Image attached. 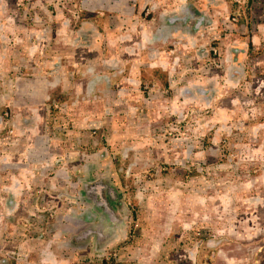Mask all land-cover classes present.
<instances>
[{"label":"rangeland","instance_id":"rangeland-1","mask_svg":"<svg viewBox=\"0 0 264 264\" xmlns=\"http://www.w3.org/2000/svg\"><path fill=\"white\" fill-rule=\"evenodd\" d=\"M8 1L0 39L68 34L24 31L35 59L0 68V264H264V0ZM26 103L48 144L13 124Z\"/></svg>","mask_w":264,"mask_h":264},{"label":"crops","instance_id":"crops-1","mask_svg":"<svg viewBox=\"0 0 264 264\" xmlns=\"http://www.w3.org/2000/svg\"><path fill=\"white\" fill-rule=\"evenodd\" d=\"M134 1V0H133ZM4 4V5H6V6H10V3H11V1H10V3H9V1L8 0H0V4ZM134 3H135V1H134ZM10 8V7H9ZM57 16V18H55ZM0 17L3 19V18H6V17H4L2 14H0ZM36 17V16H35ZM54 18V19H53ZM52 23L50 24L51 25V27H50V25H49V27L48 28H45V29H41V30H45L44 32H45V34L46 35H51V37H49V39H50V41H49V43H51L53 40H54V36H55V34H56V32H57V30L58 31H61V29H62V31L63 32H60L59 34H68V32H67V30H66V25H67V20H62L61 19V17L59 16V15H55L54 17H52ZM5 27H7V28H9L8 26H7V24H5ZM43 27H44V24H43ZM15 29V31L16 32H14L16 35H15V38H12V37H7V34H2V36H4V38H2V39H0V68H1V66H6V65H8V67H11L12 68V66L10 65V64H12V62H14L15 63V60L17 59V58H19L20 57V54H22L23 56H21L23 59H25L27 62H28V60H27V58L29 57V59H31L32 61L35 59V54L34 53H32V48H31V44L29 45V44H24L23 46H20L21 45V43H23V37L27 34V33H24V31H29L30 32V34L32 33L31 31L33 30V29H36L35 30V34H38V35H43V33L44 32H41V31H39L38 29H40V28H34V27H27V26H22V25H16V27L14 28ZM34 34V33H33ZM77 34H80V33H77ZM15 40H16V42H15ZM77 41L74 43L75 45H74V47L75 46H79V49H80V43H79V38H77L76 39ZM4 42H6V44H4ZM17 47H16V46ZM65 45V44H64ZM76 49V48H75ZM74 50V49H73ZM45 55H48V54H45ZM28 56V57H27ZM49 57H47V59H48ZM49 65V64H48ZM16 66V63H15V65L13 66V69H15L14 67ZM7 67V66H6ZM8 67H7V69H8ZM9 71H10V69H8ZM1 72V71H0ZM90 72L91 73H95V72H93L91 69H90ZM87 77V72H85V78ZM98 77V76H97ZM97 77L94 79V80H91L89 83V89L90 90H92V91H96L97 89H98V83L99 82H102V78L101 79H97ZM100 77V76H99ZM84 78V77H83ZM21 79H23V78H21ZM4 83H1V81H0V102H2V103H7L8 101H9V99H12L7 93H6V91H4L5 89H4V85H3ZM101 87V86H100ZM4 89V90H3ZM82 92V91H81ZM10 97V98H9ZM36 97H31L30 98V100H34ZM11 101V100H10ZM27 104V111H25V112H21V104H18L17 106H18V111L16 112V115L14 116V118H13V124L15 125V126H17L16 127V129L17 130H21V129H25V126H30V127H27L26 128V131L27 132H36L37 133V131H39V133L42 135V133H43V131H45L46 130V126H47V124H42L40 121H41V118H40V116H38L39 114H40V110H37V108L36 107H33V106H30V104L31 103H26ZM81 103H74V107H77V106H79ZM78 109H81V107H79ZM87 112V111H86ZM23 113H25L26 115H29V116H27V117H31L32 115H34V121L36 122V123H34V124H31V123H27V124H22V122L20 121V118H19V116L18 115H21V114H23ZM96 113V111H92L90 114H95ZM41 114H43V112H41ZM76 115H78V113L76 112V110H73V111H70V112H68L67 114H66V116L67 117H65V120H67V121H72L73 119H75V117H76ZM70 118H69V117ZM85 117V116H84ZM84 117H81L82 119H79V121L76 123V125L78 126V127H83L84 125H86V123H88L87 122V120L86 119H84ZM21 120H23V122L24 121H27L28 120V118H22ZM96 120V119H95ZM97 121V120H96ZM92 122L91 124H93V125H96L97 124V122ZM0 123H2L1 122V118H0ZM22 124V125H21ZM25 125V126H24ZM48 128H50L49 126H47ZM50 132H51V129H47L46 131H45V133H44V135H43V142L45 143V144H48V142L49 141H52V138H53V140H54V138H56V137H51V134H50ZM21 133H22V131H21ZM13 159V160H12ZM12 159L10 160V162H13V161H15V163L16 164H19V163H21V164H23V162L26 160L25 158H24V156H22V155H20V154H15V156H13L12 157ZM32 160V159H31ZM48 161H52L50 158L49 159H47ZM52 162H54V161H52ZM38 163H40V162H38ZM48 163H51V162H48ZM61 163H62V165H63V168L65 169L66 168V166L67 167H70V161L69 162H66V161H64V157L63 158H61ZM33 169L35 170V171H33L32 173H36V169H37V162H34V166H33ZM76 169H78V168H76ZM23 170V169H22ZM29 173V172H28ZM28 173L27 172H25L24 170L21 172H17L16 174H14L13 176H11L10 177V179H16V183L13 185L14 186V188H15V192L14 193H16V194H18V193H22V192H18V189L20 188L19 186H18V183H17V181H18V178H19V176L20 177H27L28 178ZM15 175H17L16 176V178H15ZM36 176V175H35ZM13 187H12V185L11 186H9V189H12ZM49 253H53V251H49ZM195 255H197V254H195ZM192 259H193V262L191 263V264H202V261H201V258H198V256H194V254L192 255V257H191ZM1 261H2V259H1ZM4 261V260H3ZM43 262V261H42ZM44 263V262H43ZM45 264V263H44ZM227 264H230V261H228V258H227Z\"/></svg>","mask_w":264,"mask_h":264},{"label":"trees","instance_id":"trees-1","mask_svg":"<svg viewBox=\"0 0 264 264\" xmlns=\"http://www.w3.org/2000/svg\"><path fill=\"white\" fill-rule=\"evenodd\" d=\"M87 191H88V195L95 200V202L100 203L103 208L107 209V210H111L110 206H107V203L112 200H116L117 199V190L107 184L104 180H97L93 183L88 184L87 186ZM134 203L136 204V206H138V201L135 200ZM111 218V217H109ZM96 229L94 228H88L87 231L83 232L80 236L76 237V240H85L90 238V236L95 233ZM102 235V232L98 233V237H100ZM102 264H124L117 262L115 259H111V260H104Z\"/></svg>","mask_w":264,"mask_h":264},{"label":"flooded vegetation","instance_id":"flooded-vegetation-1","mask_svg":"<svg viewBox=\"0 0 264 264\" xmlns=\"http://www.w3.org/2000/svg\"><path fill=\"white\" fill-rule=\"evenodd\" d=\"M110 217H113V219L116 220V222L118 221V219H116V218H118L117 216H112L111 215Z\"/></svg>","mask_w":264,"mask_h":264}]
</instances>
